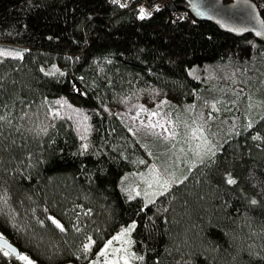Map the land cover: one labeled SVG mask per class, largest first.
<instances>
[{"label": "trees", "instance_id": "trees-1", "mask_svg": "<svg viewBox=\"0 0 264 264\" xmlns=\"http://www.w3.org/2000/svg\"><path fill=\"white\" fill-rule=\"evenodd\" d=\"M187 7L174 0L141 19L110 0H0V234L21 257L264 264V43L174 19ZM151 89L214 148L155 197L139 182L154 145L98 111ZM60 97L91 112L85 150L68 121L45 116ZM123 233L126 247L104 261ZM0 264L27 263L0 249Z\"/></svg>", "mask_w": 264, "mask_h": 264}, {"label": "rangeland", "instance_id": "rangeland-1", "mask_svg": "<svg viewBox=\"0 0 264 264\" xmlns=\"http://www.w3.org/2000/svg\"><path fill=\"white\" fill-rule=\"evenodd\" d=\"M175 105V100L166 92L151 89L121 99L114 105H100L98 110L102 116L116 117L133 139L137 141L144 139L149 144L152 143L153 148L158 151H156L157 159L152 155L156 152L148 153L149 170L139 178L140 184L145 187V193L150 197H155L171 185L169 180L172 179L176 167L183 168L186 162L193 164L194 161H204L214 150L209 140L203 137L202 132L195 129V124L192 125L191 121L188 122L180 115H178V118L181 117L180 120H174ZM262 109L263 102L254 100L251 111L256 114ZM45 116L49 119L60 118L68 121L74 127L81 148L84 150L87 148L94 132L90 110L68 97H60L55 101L53 109L46 112ZM183 121L185 123L181 126ZM183 125L189 126L191 132H188L187 138L181 141V136L184 135L181 133ZM174 149L176 150L171 153ZM127 237V233H123L109 243L102 252L103 260L105 261L106 258L112 260L113 257L115 259L117 250L126 247ZM25 262L29 264L28 259Z\"/></svg>", "mask_w": 264, "mask_h": 264}, {"label": "water", "instance_id": "water-1", "mask_svg": "<svg viewBox=\"0 0 264 264\" xmlns=\"http://www.w3.org/2000/svg\"><path fill=\"white\" fill-rule=\"evenodd\" d=\"M187 11L198 22H209L236 38L253 36L264 43V18L252 0H186ZM0 249L20 258V250L0 236Z\"/></svg>", "mask_w": 264, "mask_h": 264}, {"label": "built area", "instance_id": "built-area-1", "mask_svg": "<svg viewBox=\"0 0 264 264\" xmlns=\"http://www.w3.org/2000/svg\"><path fill=\"white\" fill-rule=\"evenodd\" d=\"M174 0H110V2L121 9L131 10L136 9L138 17L141 19H149L155 13L165 9ZM257 6L262 17L264 18V0H252ZM190 17L188 11H180L174 14V19L184 21Z\"/></svg>", "mask_w": 264, "mask_h": 264}, {"label": "snow or ice", "instance_id": "snow-or-ice-1", "mask_svg": "<svg viewBox=\"0 0 264 264\" xmlns=\"http://www.w3.org/2000/svg\"><path fill=\"white\" fill-rule=\"evenodd\" d=\"M141 18H143V16H142ZM228 182H229V183H234L233 180H229ZM53 223H55V221H53ZM57 227H59V225H57ZM20 259H22V260H27V257H20ZM29 264H31L30 261H29Z\"/></svg>", "mask_w": 264, "mask_h": 264}]
</instances>
